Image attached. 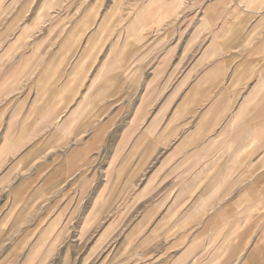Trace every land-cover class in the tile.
<instances>
[{
  "label": "rangeland",
  "instance_id": "obj_1",
  "mask_svg": "<svg viewBox=\"0 0 264 264\" xmlns=\"http://www.w3.org/2000/svg\"><path fill=\"white\" fill-rule=\"evenodd\" d=\"M216 37L264 41V0H0V93L8 76L25 69L34 78L61 55L70 61L57 76L71 77L80 63L76 79L86 76L78 101L50 124L44 104L22 120L0 96V264H218L229 234L218 241V196L157 189L167 180L157 169L166 150L150 160V119L182 96L168 91L186 68L172 67L189 66L198 44L187 62L159 61L158 93L145 79L134 86L130 61L176 58L183 41Z\"/></svg>",
  "mask_w": 264,
  "mask_h": 264
},
{
  "label": "crops",
  "instance_id": "obj_2",
  "mask_svg": "<svg viewBox=\"0 0 264 264\" xmlns=\"http://www.w3.org/2000/svg\"><path fill=\"white\" fill-rule=\"evenodd\" d=\"M216 39L183 41L176 58L170 53L135 54L130 59L136 63L134 86L142 88L145 79V87L158 93L159 80L154 74L159 61L187 62L185 56L198 44L200 52L189 66L172 67L186 68L168 91L175 94L171 98L182 96L172 111L167 103L150 119V160L158 157L159 148L166 150L157 169L167 180L157 189L214 190L218 207H222L218 209V241L222 231L229 229L227 237L218 242V264H234L242 257L243 264H264V41ZM179 44L176 41L169 47ZM53 57L59 56L46 60L55 61ZM59 60L58 65H40L34 78L25 69L12 80L8 76L6 92L0 96L8 98V106L17 107L15 117L24 120L44 104L43 117L51 118L50 124L59 116L55 111L71 109L78 101L79 80L86 76L76 79L78 64L71 77L57 76L61 68H67L63 62L70 61L63 55ZM143 62L151 64L143 66ZM171 79L170 74L162 86ZM159 118H164L160 127ZM233 204L248 208L234 213ZM239 228L243 232L236 233ZM230 245H237L235 251L227 249Z\"/></svg>",
  "mask_w": 264,
  "mask_h": 264
},
{
  "label": "bare ground",
  "instance_id": "obj_3",
  "mask_svg": "<svg viewBox=\"0 0 264 264\" xmlns=\"http://www.w3.org/2000/svg\"><path fill=\"white\" fill-rule=\"evenodd\" d=\"M251 1H252V0H251ZM181 2H182V0H175V3H176L177 5H178V4H181ZM247 7H249V5H248ZM107 21H108V18L105 20V25H107ZM83 66H84V63H80L78 69L82 68Z\"/></svg>",
  "mask_w": 264,
  "mask_h": 264
}]
</instances>
